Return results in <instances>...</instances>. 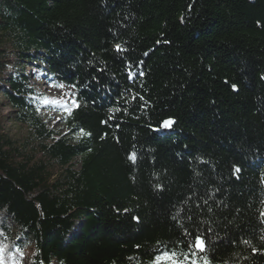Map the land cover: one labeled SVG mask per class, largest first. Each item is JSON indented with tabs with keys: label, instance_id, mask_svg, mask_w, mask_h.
I'll list each match as a JSON object with an SVG mask.
<instances>
[{
	"label": "trees",
	"instance_id": "1",
	"mask_svg": "<svg viewBox=\"0 0 264 264\" xmlns=\"http://www.w3.org/2000/svg\"><path fill=\"white\" fill-rule=\"evenodd\" d=\"M262 213L264 0H0V264H264Z\"/></svg>",
	"mask_w": 264,
	"mask_h": 264
},
{
	"label": "snow or ice",
	"instance_id": "2",
	"mask_svg": "<svg viewBox=\"0 0 264 264\" xmlns=\"http://www.w3.org/2000/svg\"><path fill=\"white\" fill-rule=\"evenodd\" d=\"M117 50H121L119 45L117 46ZM134 74L130 71L129 72V78L131 79ZM142 75V73H141ZM54 87H57L56 85H53ZM58 87L63 88V85H59ZM45 104H61L62 100H48L47 98L44 99ZM73 107H79L78 104H76L75 101H73ZM71 108L66 107L65 111L68 112L69 114L71 113ZM118 110V109H117ZM60 120V117H57V121ZM172 123V121H166L164 122L165 126H168ZM81 134H85L83 129H81ZM133 162L136 159L135 153L131 154L129 157ZM236 171H239L237 169ZM264 215V213H262ZM190 248L195 249L198 252H204L205 250V242L202 236L197 235L194 239V241L189 245ZM196 251H193L192 255H196ZM189 259L188 255L182 252L178 251H170V252H165L162 255H159L155 257L154 261L152 264H185V262ZM202 259V264H209V261L206 258H201ZM192 264H197L196 260H192Z\"/></svg>",
	"mask_w": 264,
	"mask_h": 264
},
{
	"label": "rangeland",
	"instance_id": "3",
	"mask_svg": "<svg viewBox=\"0 0 264 264\" xmlns=\"http://www.w3.org/2000/svg\"><path fill=\"white\" fill-rule=\"evenodd\" d=\"M37 83H39V86L44 90L46 98L48 100H62V99H64V101H62V102H65L67 100V97L65 96V94L69 90L54 89L50 85L45 84V83L44 84L40 83L39 81ZM51 105H54V104H51ZM57 105L59 106V104H56V105H54V107H57ZM54 110L57 111L56 108ZM4 112H6V110ZM48 113H49L48 114L49 117H51V123L54 126L61 128L62 125L60 123H58V121H57V117H59L60 114L58 112H55V111L48 112ZM12 131L14 134H20V135H24V133H25V130L21 129L19 127H13Z\"/></svg>",
	"mask_w": 264,
	"mask_h": 264
},
{
	"label": "water",
	"instance_id": "4",
	"mask_svg": "<svg viewBox=\"0 0 264 264\" xmlns=\"http://www.w3.org/2000/svg\"><path fill=\"white\" fill-rule=\"evenodd\" d=\"M169 126V125H168Z\"/></svg>",
	"mask_w": 264,
	"mask_h": 264
}]
</instances>
